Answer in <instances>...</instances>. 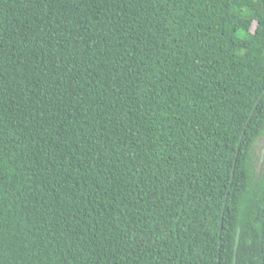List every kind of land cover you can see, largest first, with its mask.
I'll return each instance as SVG.
<instances>
[{"label":"trees","instance_id":"1","mask_svg":"<svg viewBox=\"0 0 264 264\" xmlns=\"http://www.w3.org/2000/svg\"><path fill=\"white\" fill-rule=\"evenodd\" d=\"M263 135L264 0H0V264H264Z\"/></svg>","mask_w":264,"mask_h":264},{"label":"rangeland","instance_id":"2","mask_svg":"<svg viewBox=\"0 0 264 264\" xmlns=\"http://www.w3.org/2000/svg\"><path fill=\"white\" fill-rule=\"evenodd\" d=\"M254 170L257 171L258 175L264 173V135L258 139L255 146Z\"/></svg>","mask_w":264,"mask_h":264},{"label":"water","instance_id":"3","mask_svg":"<svg viewBox=\"0 0 264 264\" xmlns=\"http://www.w3.org/2000/svg\"><path fill=\"white\" fill-rule=\"evenodd\" d=\"M240 233H241V229L239 227L238 230H237V234H236V242H235V249L236 250L238 248V244H239V241H240ZM235 261H236V255H235L234 263L233 264H235Z\"/></svg>","mask_w":264,"mask_h":264}]
</instances>
